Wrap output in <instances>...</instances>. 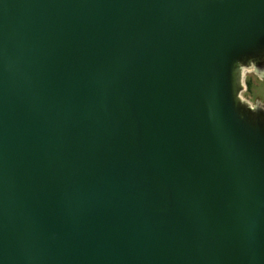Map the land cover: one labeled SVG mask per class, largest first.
Listing matches in <instances>:
<instances>
[{
    "label": "water",
    "instance_id": "obj_1",
    "mask_svg": "<svg viewBox=\"0 0 264 264\" xmlns=\"http://www.w3.org/2000/svg\"><path fill=\"white\" fill-rule=\"evenodd\" d=\"M264 0H0V264H264Z\"/></svg>",
    "mask_w": 264,
    "mask_h": 264
},
{
    "label": "rangeland",
    "instance_id": "obj_2",
    "mask_svg": "<svg viewBox=\"0 0 264 264\" xmlns=\"http://www.w3.org/2000/svg\"><path fill=\"white\" fill-rule=\"evenodd\" d=\"M246 80L250 85V92L246 93L249 95L250 102L254 103L256 98L264 102V79L258 78L254 73H247Z\"/></svg>",
    "mask_w": 264,
    "mask_h": 264
},
{
    "label": "flooded vegetation",
    "instance_id": "obj_3",
    "mask_svg": "<svg viewBox=\"0 0 264 264\" xmlns=\"http://www.w3.org/2000/svg\"><path fill=\"white\" fill-rule=\"evenodd\" d=\"M248 91L250 92V85H249V82H247L246 76H245V91H244L243 95L249 99V95H246V93Z\"/></svg>",
    "mask_w": 264,
    "mask_h": 264
}]
</instances>
